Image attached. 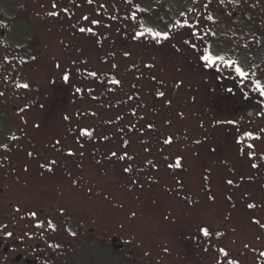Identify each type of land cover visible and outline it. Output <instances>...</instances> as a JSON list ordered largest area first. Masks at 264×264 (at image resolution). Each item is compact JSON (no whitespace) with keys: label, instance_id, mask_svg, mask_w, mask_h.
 <instances>
[{"label":"rangeland","instance_id":"374dc122","mask_svg":"<svg viewBox=\"0 0 264 264\" xmlns=\"http://www.w3.org/2000/svg\"><path fill=\"white\" fill-rule=\"evenodd\" d=\"M176 1L142 0L139 3L140 6L148 11L138 13L140 23L146 27L163 29L171 20L172 15H177L180 12V9L175 6L178 3ZM22 2L26 6L28 5L24 1ZM35 2L40 6L31 13L27 20L32 23L37 32L43 34L44 41L41 43L40 36H34L31 47L34 44L42 47L47 62L44 66L45 75L32 80L33 88L30 100L43 105L42 111L46 121L40 130L32 132L27 136L25 142L23 141V165H27L29 169L27 173L24 171L22 175L19 173L24 180L25 203L32 198L76 203L82 217L91 215L106 226H120L125 233L124 242L134 240L133 245L143 246L149 251L156 252L161 257L159 259L161 264H189L188 257L191 250L198 252L197 256L195 254L191 258L195 260L196 264H214L215 259L222 260V257L216 256V247H210L208 253L203 250L207 245L203 243L202 234L197 233L196 225L206 221L211 228H219L227 233L220 240L222 246L231 252L243 251L247 253L249 264H264V261L257 258V253L264 251V230L249 223V217L260 219L264 223V206H262L264 205V168L251 169L248 160L241 153L242 146L236 143L237 133L242 134L243 132V129L237 125L236 115L237 111L240 112L242 103L225 97H217L213 93L214 91H211L210 84L199 83L203 76L195 75L190 66L191 62L187 64V60H191V55L175 60L169 53L162 59L159 55H153V48H157V46L151 42V37L146 36L142 42L131 40L130 33L133 30H139L137 27L139 24L135 29V21L122 20L124 16L130 15L129 11L125 10L129 4H125L123 0H107L108 15L115 14L121 19L112 22L111 30L97 28L98 39L108 37L102 46L93 44L91 40L84 37H73L70 24L75 23L84 12H88L90 16L93 15L87 7L74 8V16L71 19L62 17L60 20L54 21L43 19V12L50 9L53 0H35ZM57 2L62 5L61 0H57ZM99 2H105V0H99ZM64 3H66L65 6L69 5V0ZM19 5V0H0V18L4 19L6 23H8L9 17H12L14 21L24 20ZM37 12L41 13V16H36ZM103 23H109L107 16ZM7 29L9 30L8 35L3 39L4 44L7 47L11 45L9 48L15 49L17 53L22 52L21 49L15 47L17 39L21 38L19 24L8 23ZM170 37L172 38L174 35H170ZM225 37L233 38V36L227 35L222 37V40ZM239 40L241 39L233 38L234 43ZM45 44L47 47L44 46ZM163 44L165 41L159 45ZM124 50L130 51L132 56L125 59L120 55ZM109 51H115L117 55L114 60L104 63L103 60L107 59ZM244 53H248L247 50ZM153 57H155L156 69L152 75L157 77V81H151L148 78L147 70L143 69L141 63L142 61L152 62ZM73 60L76 61L75 65L72 63ZM235 60L240 61L245 68L253 65L252 71L256 73V77H260L258 76L260 70L264 71V55L252 58L241 54ZM84 61L87 62L84 63ZM55 62L61 64V69L54 67ZM133 62L145 72L140 80L135 79L139 73L132 68ZM112 63L118 65L117 69L110 68ZM85 69L96 70L101 76L105 73L110 75L116 73L123 76L124 93L129 92L133 83L141 87L140 97L147 107L139 114L145 115L146 119H151L160 133L166 136L172 135L174 138V144L171 147H166L161 153L159 142L149 136L153 154L147 155L143 151V145L139 138L132 137L129 151L138 157L133 161V167L139 165L144 168V172L140 175V183L144 185L143 190L129 191L125 188L128 181L120 174L122 164H117L115 169L112 165L106 164L104 169L98 170L91 156L86 155V159L83 161L85 170L82 173L75 163V159L69 161L62 153L52 151L47 147L54 139L60 138L65 148L75 149L76 146L73 144L72 135L69 132V124L63 120L64 115L71 117L73 129L78 123H81L90 125V127L98 126L101 133L107 130L100 122L113 113L104 112L96 103L91 102L89 97H81L74 92L76 86L92 87L96 94L103 91V88L98 86L99 81L93 82L83 75ZM62 70L69 72L71 83L62 79ZM254 76L251 78H255ZM180 80H183V85L180 89H176L174 84ZM159 81L163 82L162 87L167 92L165 99H158L152 95ZM262 83L264 84V81ZM189 87H192L196 93L189 95ZM124 93H121L117 99L125 98ZM220 94L225 93L220 91ZM167 99L173 101L171 107L167 106ZM132 106L130 103L129 107ZM77 111H97L98 116L96 118L88 117L89 120L86 118L77 120ZM180 112H183L182 117L179 116ZM229 120L235 121V124L216 123ZM133 122H135L134 119ZM224 126H228V128L224 129ZM196 139H200L202 144L193 145L192 142ZM247 143H255V150L264 153V138L260 141ZM96 146L99 147L100 152L119 151L120 148L118 141L111 144L101 143ZM92 147L93 145L90 144L85 145L86 152L90 151ZM170 149H173L174 152L170 153ZM28 151H33V157L27 156ZM195 153H199V155H195ZM176 154L185 157L183 168L185 173L180 175V178L184 180L188 194L192 195L194 199L199 200L203 196L202 173L205 169L211 171L213 190L217 196L215 205L204 206L189 213L181 211L183 205L179 200L170 198L166 189L172 186L173 177L168 174L161 155L172 159ZM146 156L147 159L157 162L158 172L149 170L145 160ZM49 158H55L59 168L53 175L41 176L39 165ZM65 165L67 166L65 167ZM104 171H107V176L101 178ZM68 172H71L70 177ZM241 175L245 178L244 182H240ZM230 176L238 184L235 192L224 184V178ZM78 177H82L85 183L91 181L96 185L95 196L91 200L87 199L83 192L76 193L69 188V180ZM149 177H154L159 181V184L149 186ZM247 194H250V197ZM228 195L233 196L235 207H233V202L226 199ZM105 196H108L109 199L105 200ZM248 199L257 204L256 209L249 210L245 207ZM132 212L137 213L136 218L131 217ZM165 214H170V221L163 219ZM226 215H230L231 220L227 225H224L222 220ZM217 239L219 238L213 237V240ZM245 243L249 244V248L246 250L243 249ZM165 247L168 248V252L163 251ZM95 252L96 249L87 248L71 253L72 255L64 264H74V262L79 264L81 260L89 259L93 261L102 259L106 264H130L126 261L120 263L114 256L105 252H103V257H97Z\"/></svg>","mask_w":264,"mask_h":264},{"label":"snow or ice","instance_id":"6c2138e0","mask_svg":"<svg viewBox=\"0 0 264 264\" xmlns=\"http://www.w3.org/2000/svg\"><path fill=\"white\" fill-rule=\"evenodd\" d=\"M125 4L131 5L128 9L130 15L124 16L122 18L123 21L132 20L136 21L138 19V13L147 12L148 9L142 8L136 0H123ZM197 0H192V3L195 4ZM212 4V0H207L202 6L206 10V15H203V19L206 22H210V27L207 28L202 34L198 32L200 27V23L197 17H189L185 18L186 12L180 11L179 16L181 19H176L172 22H169L164 26L163 29H157L156 27H146L143 23L138 25L139 30H133L130 33V39L138 42H142L143 39L148 36L151 37V42L153 44L159 45L164 41H170V33L173 29H196L190 32V35L193 40H185L181 39L179 42L180 46L177 47L176 44H173L172 47L175 49L176 53H181L182 51H189L191 55H193L197 60L202 61V68L208 69L210 73H215L216 76L213 78L219 77L223 75V70L232 69L235 73L236 77L240 79L241 84L247 86L245 82H249L253 84L254 90L258 92L260 97H264V84H261L260 79L257 78L255 80H251L250 78L255 75V72L252 71L253 65H249L245 68L240 61L235 59H228L225 55L221 54L222 50H218L213 46L212 43H204V37H217V32L214 30L221 22L222 18H217V16L213 15L215 9H211L210 5ZM87 7L93 15L81 14L79 18H77L75 23H71L70 27L73 32V37L77 36L84 37L87 40H91L93 44L103 45L104 40H107L108 37H103V39H98L97 28H104L106 30H111L112 22L117 21V15L112 14L108 15V7L109 4L107 0L105 2H99V0H69V5L61 6L57 0H53L50 5V9H47L43 12V19L45 20H60L62 17H67L71 19L74 16L73 9H80L81 7ZM218 6L221 10L228 6L230 11L227 13L229 21L235 20L236 18L233 15V12L236 9L245 10V6H250L252 8L260 7L261 13H264V0H255L254 3L251 0H218ZM41 7H44L41 5ZM21 11V16L27 15V13L31 10L30 7H26L24 3L19 5ZM135 9V10H133ZM188 12H194L195 9L189 8ZM36 16H41V13H35ZM107 16L109 23L104 24L103 20ZM190 20H197L198 22L193 24L190 23ZM246 24L252 25L249 29L250 33V41H246L243 45L237 43V47H243L244 49H248L250 44H256L260 46H264V15L260 16L259 22L252 16L249 15L244 21ZM8 23H17L20 26V39L16 41V49H21L22 52L20 54L21 62L23 64H27L28 61L24 60L23 57L26 55L28 59L35 62L37 60V56L31 54L29 49L31 48L32 40L34 36H40V41L43 43L44 36L43 34L37 32L32 23L26 20L14 21L12 17L8 18ZM8 23L5 22L4 19L0 18V29H7ZM123 26V25H121ZM119 31V29H117ZM259 33V35H257ZM220 35L227 36L226 32H221ZM235 35V33H233ZM241 40L245 39L244 36L240 37ZM195 40L201 41L199 44L194 42ZM227 42V41H226ZM0 43H3L0 40ZM47 47V45H44ZM229 43V47H230ZM11 47V45H9ZM0 51H7V48L0 49ZM72 50L70 49V52ZM15 52V49H13ZM117 53L115 51H109L107 53V59L103 60L104 63H107L109 60H114ZM125 59H128L132 56L130 51L124 50L120 53ZM3 62L0 63V68L7 70V66L9 64L7 56L2 58ZM87 61H84L86 63ZM73 65L76 64V61H72ZM143 64V69L147 70L148 78L151 81H157V77L152 75V72L156 69L155 57L152 58V62H141ZM54 67L56 69H61V64L58 62L54 63ZM118 65L116 63H112L110 65L111 69H117ZM132 68L135 69L139 75L135 76L136 80H140L141 77L145 75V72L141 70L140 66H138L135 62L132 64ZM179 71V69H177ZM77 71L79 69L77 68ZM84 76L90 78L93 82L99 81L100 87L103 88V91L100 94L95 93V89L92 87L82 88L80 86H76L74 88V92L79 94L81 97H89L91 102L96 103L101 110L104 112H111L112 115L108 116L106 119L101 120V125L104 126L107 130L103 133L99 131V127H90L85 124L78 123L76 128L73 129L71 127L72 119L69 115H64L63 120L68 122L69 124V132L72 135L73 144L76 146L75 149L65 146L62 144L60 138L54 139L49 147L52 151L62 153L67 160L71 161L75 159V163L79 167L80 172H84L85 166L83 161L87 156H91L92 161L96 169L101 170L105 168L106 164H110L115 169L117 164H122L120 168V174L125 177L128 183L125 185V188L129 191L143 190L144 185L140 183V175L144 172V168L137 165L133 167V161L138 159L137 155L129 151V147L132 143V137H138L140 142L143 145V151L147 155L153 154V148L151 146V141L148 139L149 136L155 138L156 141L160 144V152L163 153L166 147H171L174 144V138L172 135H164L160 133L156 128L154 122L151 119H146L145 115H140V111L147 107L146 103L142 101L140 97V92L142 91L141 87H138L137 84L133 83L130 87L129 92L124 93V79L123 76L118 75L116 73H112L111 75L108 73L103 74L102 76L98 74L96 70L85 69ZM229 76L232 73H228ZM62 79L65 82L71 83L70 74L68 71L62 70ZM13 81H15V77H13ZM4 82V81H0ZM163 82L159 81L156 84V88L153 91L152 95L158 99H165L167 97L166 90L162 87ZM183 85V80L174 84L176 89H180ZM14 87L16 89L27 90L30 88V83H14ZM228 92H231L232 89L228 88ZM124 93L125 98H119L120 94ZM5 92L0 91V97H3ZM247 96V93L244 94ZM99 96V98H98ZM133 105L129 107V105ZM173 101L171 99L166 100V104L168 107L172 106ZM27 105L25 107H21L19 109L20 113H24ZM43 107V105H41ZM127 109V110H125ZM261 115H264V112H261ZM98 116L97 111H85V112H76L77 120H83L85 118H96ZM179 116H183V112L179 113ZM133 119L135 122H133ZM25 123L27 120L25 119ZM171 123V121H169ZM216 123H228L235 124V121H217ZM34 127L36 129H40V124H35ZM203 127V125H201ZM114 130V131H113ZM238 138L236 139V143L241 145V153L246 157L251 169L264 168V153L257 152L255 143H247L245 145L246 140L252 141H260L264 138V128H260L257 132L253 131H244L242 134L237 133ZM207 139V137H205ZM11 141H18L19 137L16 135H11ZM114 141H118L120 148L117 150H110L108 152H100L98 144H111ZM193 145H201L202 141L200 139H196L193 142ZM90 144L93 145L90 151L85 150V145ZM0 157L7 158V152L10 149V144L8 142L0 141ZM215 151V149H212ZM33 151H28L27 156L33 157ZM195 155H199V153H195ZM161 159L164 162L166 169L169 171V174L172 175L174 180V187H169L166 189L170 198L179 200L180 204L183 205V209L181 211L184 212H194L195 210L202 208L204 206L215 205L217 202V196L213 190L212 184V173L210 170L205 169L202 173V181L201 187L203 190V196L201 199H194L192 195L188 194L186 189V184L184 180L177 175V170H182L184 168V160L185 157L176 154L173 159H169L168 156L161 155ZM147 167L149 170L159 171L157 167V162L154 160L147 159L145 157ZM67 165H65L66 167ZM40 167V175L44 176L45 174L53 175L55 171L59 168L58 161L55 158L45 159L44 163L39 165ZM3 169V164L0 163V170ZM23 171L27 173L29 171L27 165L24 166ZM99 174V173H98ZM68 176H71V172H68ZM107 176V171L102 173L101 178ZM252 179V177H249ZM245 178L243 175L240 176V182H244ZM206 182V183H205ZM69 188L74 190L76 193L83 192V195L91 200L95 196V187L96 185L91 181L85 183L82 177H78L77 179L69 180ZM149 186L153 184H159L158 180H155L154 177L148 178ZM224 184L228 186L233 192L238 188V184L235 182L234 178L227 177L224 178ZM86 189V191H85ZM250 197V194H247ZM105 200H108L109 197L105 196ZM226 199L229 202H233V207H235V203L233 201V196L228 195ZM264 206V205H262ZM120 207H123L120 205ZM245 207L249 210H254L257 208V204L253 202L251 199L246 201ZM15 213H20L22 208L17 206L14 209ZM59 216H63L65 212V208L63 205L61 207L56 208L54 210ZM34 222V228L36 231L29 233L25 231L23 233V237H27L29 241L35 239L43 240V248L40 247L39 244L33 245L31 243L27 244L25 247L21 248L19 246L11 249L12 252H15V259L12 264H16L17 261L20 264H54L57 259L63 255H67V249L74 244H80L81 242V227L87 228V225H81L77 223L75 227L67 226L70 224V218H65L63 223L54 222L53 218L43 217L40 219L37 216L36 211H30L27 213ZM137 213L132 212L131 217L136 218ZM163 219L165 221H170V214H165ZM231 220L230 215H226L223 217L222 224L227 225ZM249 223L251 225L257 226L259 229L264 230V223L261 222L260 219H256L254 217H249ZM196 230L198 234H202L203 243L207 246L204 247V252L208 253L210 247H216L217 257H223V259H215L214 264H242L241 257L239 255L233 256L232 252L228 250L226 247L220 244V240H222L227 233L221 231L219 228L213 229L211 228L208 222L198 223L196 225ZM45 236L49 238L62 236L61 239H53V242L49 243L48 239H44ZM213 237L219 238L217 240H213ZM17 240H20L21 243H24L22 237L16 235V228L13 224V227L10 228L8 223H4L0 221V245L6 242L15 243ZM126 244L132 245L135 243L134 240H126ZM91 248V245L89 246ZM139 247V245H137ZM249 244L245 243L243 245V249H248ZM5 251V248H4ZM7 251L9 249L7 248ZM5 251V252H7ZM73 252L77 250L75 248L72 249ZM164 252H168V248L163 249ZM255 251V250H253ZM97 257H103V250L97 248L95 252ZM145 256H149L150 253L145 251ZM19 257V259H17ZM257 258L264 261V251H259L257 253ZM7 257L0 256V264H4V261ZM75 264V262H74ZM79 264H106L102 259H97L95 261L89 259L87 261L81 260Z\"/></svg>","mask_w":264,"mask_h":264},{"label":"flooded vegetation","instance_id":"af4514ba","mask_svg":"<svg viewBox=\"0 0 264 264\" xmlns=\"http://www.w3.org/2000/svg\"><path fill=\"white\" fill-rule=\"evenodd\" d=\"M20 4L24 1L28 4L26 7H30V11L27 15H24V20H27L31 13L37 10L40 4H37L35 0H19ZM62 5L65 6L67 0H61ZM142 0H136L140 3ZM175 4L180 11H185V18L197 17L200 23L198 32L202 34L204 31L210 27V22H206L203 19V15H206V10L203 8V4L207 0H197L195 4L192 3V0H177ZM252 3L255 0H251ZM131 7V5L126 6V9ZM189 8L195 9L194 12H188ZM211 9H215L213 12L214 16L217 18H222V22L214 29L217 32V37H204V43H212L215 48L222 50L221 54L225 55L228 59H236L239 55H247L248 57H259V55H264V46L250 44L249 49H243V47H237V43L244 44L246 41H250L249 29L252 27L250 24H246L247 17L252 15L257 23L259 22L260 16L264 15L261 13L260 7L252 8L250 6H245V10L236 9L233 12L235 20L229 21L227 13L230 11L228 6H225L222 10L218 6V0H212L210 5ZM135 10V9H133ZM83 14H88L84 12ZM176 19H181L179 14L172 15V22ZM29 21V20H27ZM197 20H190V23H197ZM140 24L139 18L135 21L136 26ZM138 27V26H137ZM9 29H0V40L8 35ZM196 29H173L170 35H174L170 41H165L163 45H156L157 48H153V55L161 56L164 59V56H167L169 53L175 60H180L188 55H191L189 51H182L181 53H176L175 49L172 47L173 44H176L177 47L180 46L179 42L181 39L193 40L190 32ZM221 32H226L227 35L233 36V38L240 39L241 36H244L245 39L239 40V42L234 43L233 38L229 39L225 37L222 40L223 35H220ZM235 33V35H233ZM259 35V33H257ZM222 40V41H221ZM227 41V42H226ZM194 42L200 43L201 41L195 40ZM230 43V47H229ZM7 48V51H0V63L3 62L2 58L7 56L8 66L7 70L0 68V91L5 92L3 97H0V141L8 142L10 144V149L7 152V158L0 157V163L3 164V169L0 170V221L8 223L9 227L12 228L13 224L16 228V235L22 237L24 243H21L20 240H17L15 243L6 242L0 245V256L7 257L4 261V264H12L15 259V252H12L11 249L14 247H25L27 244L31 243L33 245L39 244L43 248V240L33 239L29 241L27 237H23V233L28 231L32 233L36 231L34 228V222L32 218L27 214L30 211H36L37 216L40 219L47 216L54 219V222L63 223L65 218H70V224L67 226L75 227L77 223L87 225V228L81 227V242L80 244L71 245L67 249V255H63L54 262V264H64L65 261L74 253L72 251L75 248L78 252L83 249L91 248L101 249L103 252L114 256L118 259L120 263L130 262V264H161V257L149 249L137 247L136 245H128L124 242V231L120 226H106L103 223H100L98 218L90 216H81L79 213V206L76 203L64 202L58 200L48 201L44 198L37 199L32 198L28 199L25 203V196H23V187L24 180L21 175L23 173V141L25 142L27 136L32 132L38 131L43 127L46 117L42 111L41 104L39 102H31V93L33 88V78H38L41 75H45L44 66L46 65L47 60L44 57V49L38 44H34L33 47L29 49L31 54L37 56L35 62L28 59V56H24L23 59L27 60L28 63L25 65L21 62L20 54L21 52H13L9 47H7L4 42L0 43V49ZM248 53H244L246 51ZM44 57V58H43ZM191 62L192 71L195 72V75L203 76L200 78L199 83L205 82V84H210L212 86L211 91L217 95V97H225L232 100L240 101L242 103L240 112L237 111V125L244 131H253L257 132L260 128H263L264 115H261V112H264V97H260L258 92L254 90L253 84L245 82L247 86L241 84L240 79L236 77L232 69L223 70V75L213 78L216 76L215 73H210L208 69L202 68V61L197 60L193 55H191V60H187V64ZM254 68V66H253ZM228 73H232L231 76ZM258 76L255 78H250L255 80L260 79L261 84L264 81V71L258 72ZM15 77V81H13ZM30 83V88L27 90L16 89L14 83ZM231 88L232 91L228 92L227 89ZM187 90V89H186ZM222 91L225 94H220ZM189 95L196 93L192 87H189ZM247 93V96L244 94ZM27 105L24 113H20L19 109ZM25 119L27 123H25ZM88 119V118H86ZM89 120V119H88ZM35 124H40V129L34 127ZM90 126V125H88ZM224 129L228 126H224ZM242 132V133H243ZM16 135L19 137L18 141H11V135ZM252 141L246 140L245 143ZM88 146V144H86ZM238 147V146H237ZM2 151V149H0ZM173 149H170V153H173ZM174 158V157H173ZM172 158V159H173ZM169 172V171H168ZM21 173V175L19 174ZM185 173V169L177 170V175H182ZM169 174V173H168ZM170 175V174H169ZM172 176V175H170ZM174 187V180L172 186ZM64 206L65 212L63 216H59L54 210L56 208ZM21 207L22 211L20 213H15V207ZM62 236H56L49 238L45 236L44 239H48V242H53V239H61ZM7 251V248L9 251ZM147 251L150 253L149 256H145L144 252ZM75 252V253H76ZM188 263L196 264L194 259H191L195 254L198 255V252L191 250L189 252ZM233 256L239 255L241 257L242 264H249V255L243 251L232 252ZM223 258V257H222ZM19 259V257H17ZM16 264H20L19 261Z\"/></svg>","mask_w":264,"mask_h":264}]
</instances>
